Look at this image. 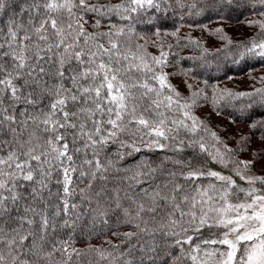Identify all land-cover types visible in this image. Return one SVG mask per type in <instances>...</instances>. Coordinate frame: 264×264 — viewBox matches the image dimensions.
<instances>
[{
    "label": "snow or ice",
    "instance_id": "snow-or-ice-1",
    "mask_svg": "<svg viewBox=\"0 0 264 264\" xmlns=\"http://www.w3.org/2000/svg\"><path fill=\"white\" fill-rule=\"evenodd\" d=\"M241 10L257 32L215 54L264 61V0H0V264H264V147L239 158L264 145V76L198 86L176 65L209 50L161 31ZM209 100L240 104L235 146L194 114Z\"/></svg>",
    "mask_w": 264,
    "mask_h": 264
},
{
    "label": "trees",
    "instance_id": "trees-1",
    "mask_svg": "<svg viewBox=\"0 0 264 264\" xmlns=\"http://www.w3.org/2000/svg\"><path fill=\"white\" fill-rule=\"evenodd\" d=\"M255 15L251 10H241L240 12H234V13H227L223 12L217 15L215 11L210 12L206 14L205 16H200L196 17L197 24H205V23H210L212 21H224L227 23L235 24V23H241V22H247L250 19H255ZM189 22H184L179 19H174V18H169L164 22V26L161 28L162 32H171L174 30L175 27H188ZM196 27V26H194ZM250 27V26H249ZM188 30H183L181 31L182 36H190L193 41H200L201 42V48H197L194 44L190 45L186 48H183L181 51L182 56H191V57H198L201 56L202 54V48H207L209 50V54L207 55V61L208 64L204 65V61H195V60H185L181 62V64L176 65V71L179 72L180 68H187L191 67L192 65L196 64L198 65L196 71L199 72V76L197 77V80H199L202 84L200 85L201 87L203 86V82L207 80L209 82V85L216 83L218 84V88L223 89L221 86L224 84L225 81L228 80V78L232 77H238L241 75H245L247 73H252V72H257V71H263L264 72V61H262L260 58H248L246 61H242L239 59L237 56L235 58V62L233 60V56L230 53H236L240 51L241 49H237L232 47V45H228V50L227 51H222L218 55L215 54V49L216 48H222L224 45H226L228 42L227 40H224V43L213 46L212 48H208L203 45V41L199 38L198 36H194L192 34V31L187 28ZM253 31L250 32V34L247 37H242L237 40H231L232 44H238L241 41H246L250 39L256 32L257 29L254 27H250ZM141 31L142 32H148V29L145 26H141ZM167 43H175V38L171 36H167L166 38ZM189 51V52H188ZM199 65H204L203 67H200ZM232 90V89H230ZM235 91V90H232ZM239 92V91H235ZM211 88L209 89V96L211 98ZM210 101V100H209ZM243 103H247V101H243ZM240 109V104H236L235 107L231 105H221L217 107H214L212 105L211 110H213L216 113H219V115L226 117L228 119H235L237 116H240L241 113L239 111ZM229 113H231V117L229 116ZM210 127V126H209ZM223 128L222 125H216V128L210 127L213 130H216L219 134V129ZM236 141V140H235ZM235 146V143L234 145ZM241 158V157H239ZM94 243H99L100 241H93ZM78 247H82V244H78Z\"/></svg>",
    "mask_w": 264,
    "mask_h": 264
},
{
    "label": "rangeland",
    "instance_id": "rangeland-1",
    "mask_svg": "<svg viewBox=\"0 0 264 264\" xmlns=\"http://www.w3.org/2000/svg\"><path fill=\"white\" fill-rule=\"evenodd\" d=\"M189 28L192 31L194 36H198L197 38L203 41V45L212 48L213 46L220 45L224 43V40L221 39V35L227 36L230 40H237L242 37H247L250 32L253 30L245 23L244 21L241 23L230 24L224 21H212L210 23L200 24L196 27H181V31L188 30ZM222 29V33H217L216 29ZM252 28V27H251ZM149 51H155V49L149 48ZM189 52V51H188ZM261 76H264L263 71H257L252 73H247L245 75H241L238 77L228 78L227 81L224 82L221 86L227 89H232L235 91H249L255 87H259L260 84L256 83ZM255 78V81L254 79ZM185 79H189L182 74H178L171 78V83L178 88V90L184 95H189V90L186 88L183 81ZM198 81V86L202 83ZM189 82H192L189 79ZM218 84L213 83L210 86H217ZM212 104L209 101L208 103L201 102L200 106L194 109V114L201 118L208 126L216 128V125H222L223 128L218 127L219 135L222 137H228V143L230 145H234L235 140L239 137V135L243 133H247L248 125L246 123L237 122L235 124L230 123V119L219 115V113L211 110ZM264 147L261 145L259 139L256 136L252 137L251 145L249 149L240 154V159H249V152L251 148H260ZM255 171L258 174H264V161L258 163L256 165Z\"/></svg>",
    "mask_w": 264,
    "mask_h": 264
}]
</instances>
